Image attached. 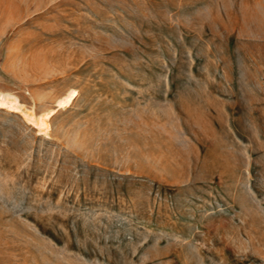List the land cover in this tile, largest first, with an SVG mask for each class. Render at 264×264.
Returning a JSON list of instances; mask_svg holds the SVG:
<instances>
[{
  "label": "rangeland",
  "instance_id": "rangeland-1",
  "mask_svg": "<svg viewBox=\"0 0 264 264\" xmlns=\"http://www.w3.org/2000/svg\"><path fill=\"white\" fill-rule=\"evenodd\" d=\"M0 91V264H264V0H0Z\"/></svg>",
  "mask_w": 264,
  "mask_h": 264
},
{
  "label": "bare ground",
  "instance_id": "bare-ground-1",
  "mask_svg": "<svg viewBox=\"0 0 264 264\" xmlns=\"http://www.w3.org/2000/svg\"><path fill=\"white\" fill-rule=\"evenodd\" d=\"M76 96V92H71L66 97L59 99L57 104L58 107L62 108L69 106ZM0 107L20 113L29 124L38 128L39 132L44 134L45 129H47L48 127L47 119L56 111V109H53L48 113H45L43 116H38L33 108H27L26 105L22 103L17 96L2 91H0Z\"/></svg>",
  "mask_w": 264,
  "mask_h": 264
}]
</instances>
